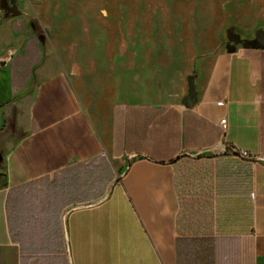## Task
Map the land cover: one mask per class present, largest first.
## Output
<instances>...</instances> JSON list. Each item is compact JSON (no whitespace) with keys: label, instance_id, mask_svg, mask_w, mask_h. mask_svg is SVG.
<instances>
[{"label":"crops","instance_id":"crops-1","mask_svg":"<svg viewBox=\"0 0 264 264\" xmlns=\"http://www.w3.org/2000/svg\"><path fill=\"white\" fill-rule=\"evenodd\" d=\"M30 22L0 9V264H264V45L78 60Z\"/></svg>","mask_w":264,"mask_h":264},{"label":"rangeland","instance_id":"rangeland-1","mask_svg":"<svg viewBox=\"0 0 264 264\" xmlns=\"http://www.w3.org/2000/svg\"><path fill=\"white\" fill-rule=\"evenodd\" d=\"M73 58L136 46L138 60L264 45V0H3Z\"/></svg>","mask_w":264,"mask_h":264},{"label":"built area","instance_id":"built-area-1","mask_svg":"<svg viewBox=\"0 0 264 264\" xmlns=\"http://www.w3.org/2000/svg\"><path fill=\"white\" fill-rule=\"evenodd\" d=\"M221 123H222V125H223V127H226V119H223L222 121H221ZM242 155L243 156H245V157H247V156H249V154L247 153V152H242Z\"/></svg>","mask_w":264,"mask_h":264},{"label":"water","instance_id":"water-1","mask_svg":"<svg viewBox=\"0 0 264 264\" xmlns=\"http://www.w3.org/2000/svg\"><path fill=\"white\" fill-rule=\"evenodd\" d=\"M1 5H3V0H1ZM258 44V43H257Z\"/></svg>","mask_w":264,"mask_h":264}]
</instances>
